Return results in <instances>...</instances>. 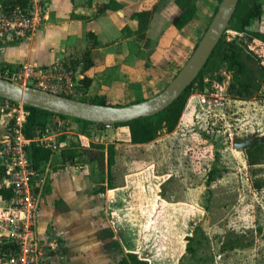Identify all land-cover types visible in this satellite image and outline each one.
<instances>
[{
  "label": "rangeland",
  "instance_id": "rangeland-1",
  "mask_svg": "<svg viewBox=\"0 0 264 264\" xmlns=\"http://www.w3.org/2000/svg\"><path fill=\"white\" fill-rule=\"evenodd\" d=\"M261 2L262 17L240 35L264 62ZM203 77L206 87L192 89L174 135L164 132L142 145H119L108 184H101L96 164L89 166L94 186L112 189L109 213L123 255L137 251L149 264H264V141L244 151L232 144L234 136L264 135V76L251 99L229 94L231 75L223 60L214 57ZM202 94L208 95L205 103ZM49 125L57 134L50 166H60L63 143L81 146L84 126L71 117L59 124L57 116L49 118ZM106 125H90L85 136L111 143L107 130L114 126ZM3 129L0 124V134ZM79 156V163L90 160L85 153ZM212 168L215 175L209 180Z\"/></svg>",
  "mask_w": 264,
  "mask_h": 264
},
{
  "label": "crops",
  "instance_id": "crops-1",
  "mask_svg": "<svg viewBox=\"0 0 264 264\" xmlns=\"http://www.w3.org/2000/svg\"><path fill=\"white\" fill-rule=\"evenodd\" d=\"M109 1L43 0L44 18L31 38L0 43V66L13 68L26 61L48 65L57 58L67 59L74 65L95 43L89 54L93 64L85 71H81L83 63L76 67L82 78H92L87 91L106 95L111 105L146 100L161 92L184 66L210 24L207 25L208 13L212 12V20L221 2L198 0L193 19L179 29L174 24L181 12L176 0H115L122 5L120 8L100 12V5ZM156 4L157 10L147 31L149 44H146L136 37L137 22L132 15ZM211 8L214 9L211 11ZM90 32L95 37H90ZM108 126H114L107 132L115 140L109 144L115 146L116 154L114 163L106 167L107 173L99 169L95 160L84 159L79 163L80 154L68 159L62 154L64 164L60 166H50L51 157L41 168L39 179L44 180V187L38 233L43 238L57 235L63 243V252L52 264H122L121 259L127 256L116 242L109 213L108 195L112 189L100 191V186H94L96 176L89 169L96 164L103 176L100 182L105 186L109 170L117 162L118 146L135 144L131 142L128 126ZM174 132L166 134L172 136ZM79 139L81 146L66 142L64 150L76 149L82 154L84 149H98L92 146L96 142L85 133ZM96 144L109 145L104 141Z\"/></svg>",
  "mask_w": 264,
  "mask_h": 264
},
{
  "label": "built area",
  "instance_id": "built-area-1",
  "mask_svg": "<svg viewBox=\"0 0 264 264\" xmlns=\"http://www.w3.org/2000/svg\"><path fill=\"white\" fill-rule=\"evenodd\" d=\"M43 0H28L27 6L6 9L0 1V40H29L44 18ZM0 76L24 86H33L53 93L79 98L82 75L66 59L57 58L42 65L27 61L18 69L7 68ZM207 94H202L205 103ZM29 110L23 102L0 97V187L10 190V196H0V264H52L63 252L57 235H39L38 212L44 180L34 170L29 159V147L36 143L55 149L57 134L49 123L42 133L28 137L25 123ZM68 117L59 118V124Z\"/></svg>",
  "mask_w": 264,
  "mask_h": 264
},
{
  "label": "trees",
  "instance_id": "trees-1",
  "mask_svg": "<svg viewBox=\"0 0 264 264\" xmlns=\"http://www.w3.org/2000/svg\"><path fill=\"white\" fill-rule=\"evenodd\" d=\"M6 9H12L17 5L27 6L28 0H0ZM198 0H176L181 12L174 19V24L177 28H183L190 22L197 10ZM122 5L115 0H110L108 3H102L99 11H104L108 8L118 9ZM157 10V4L149 9H143L133 13L132 18L137 22L136 37L138 40H145L149 44L147 31L150 23ZM263 14V5L261 0H240L236 13L228 28L237 32L236 35H231L227 30L218 45L214 49L208 63L216 57L217 60H223L227 63L231 80L228 85V92L232 97L239 99H251L256 96L257 91L261 87L260 79L264 76V62L261 55L250 47L249 43L240 35V32L247 31V28L254 20L260 19ZM255 36H259L258 32H253ZM261 35V34H260ZM90 37H95L94 33H89ZM1 43V42H0ZM95 43L91 47H94ZM91 47H88L82 59L75 61L74 67L83 63L81 71L87 70L93 63L89 60ZM206 64V66L208 65ZM205 66V68H206ZM6 65L0 66V72L6 70ZM203 71L192 86H190L182 96L165 108L160 113L141 117L126 123H114L116 126L125 125L130 128L131 142L135 144H144L158 138L161 134L173 132L179 124L185 104L191 94L192 89L197 85L204 90L207 83H204ZM221 79V77H219ZM92 83V78L85 76L80 80V88L83 91L82 100L97 104H108L107 97L104 94H93L88 92V88ZM29 110V115L25 123V133L28 137H33L38 133L45 131L49 118L51 116L69 117L53 113L38 107L26 105ZM81 122L85 130L91 124L105 125V123H95L84 119L71 117ZM92 146L98 149H84L91 160L98 162V167L105 172L107 166H111L115 161L116 148L113 144H94ZM107 151H106V150ZM54 153V149L42 147L36 143H32L29 147V159L34 170L40 173L44 163L48 162ZM65 159L76 157L81 154L76 149L63 150L62 153ZM215 169L212 168L209 172V180L214 178ZM1 178V177H0ZM255 186V185H254ZM100 191H104L105 187H100ZM261 186H257L256 190H260ZM10 190L0 187V196H10ZM1 248V245H0ZM122 264H149L146 258H141L137 252L130 251L126 257L121 259Z\"/></svg>",
  "mask_w": 264,
  "mask_h": 264
},
{
  "label": "water",
  "instance_id": "water-1",
  "mask_svg": "<svg viewBox=\"0 0 264 264\" xmlns=\"http://www.w3.org/2000/svg\"><path fill=\"white\" fill-rule=\"evenodd\" d=\"M239 1L221 0L213 19L187 62L165 88L151 98L119 106L97 104L29 85L24 86L3 76H0V97L56 114L107 125L156 115L179 99L193 85L228 30ZM260 141H264V135L250 134L245 137L234 136L232 144L235 149L244 151Z\"/></svg>",
  "mask_w": 264,
  "mask_h": 264
}]
</instances>
